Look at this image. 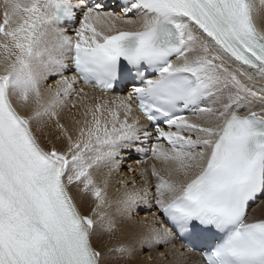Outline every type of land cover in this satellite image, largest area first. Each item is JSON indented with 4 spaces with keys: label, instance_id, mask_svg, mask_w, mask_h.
Wrapping results in <instances>:
<instances>
[{
    "label": "snow or ice",
    "instance_id": "obj_1",
    "mask_svg": "<svg viewBox=\"0 0 264 264\" xmlns=\"http://www.w3.org/2000/svg\"><path fill=\"white\" fill-rule=\"evenodd\" d=\"M261 20L264 0H0V264H264Z\"/></svg>",
    "mask_w": 264,
    "mask_h": 264
},
{
    "label": "bare ground",
    "instance_id": "obj_2",
    "mask_svg": "<svg viewBox=\"0 0 264 264\" xmlns=\"http://www.w3.org/2000/svg\"><path fill=\"white\" fill-rule=\"evenodd\" d=\"M259 24L261 27H264V20L259 21ZM86 91H89V89H86ZM49 131L52 133V138L54 139L55 129L54 128L49 129ZM129 163H131V161H129ZM124 171H126V168L124 169ZM119 178H120L119 175L114 174L112 182L110 183V186L108 188L109 197L113 199L117 198V195H118L116 192V189L121 187V185L116 182L117 180H119ZM260 199H264V197ZM249 214L250 216H253L254 218H264V204H260L258 200L256 206H250ZM143 215L144 213H141V216ZM122 227H126V226H122L118 223L116 233L113 234L111 238H109L108 234H105L100 240L96 241V246L100 248L101 250L106 251L107 248L115 247L119 245L120 243H127V240L122 238L120 235V229ZM177 243L179 244V242ZM147 254H148L147 249H141L139 252V255L131 259H128V258L121 259L119 254L114 253L113 260H114V264H145ZM200 261H201V257L199 253H193L188 258L187 264H200Z\"/></svg>",
    "mask_w": 264,
    "mask_h": 264
}]
</instances>
